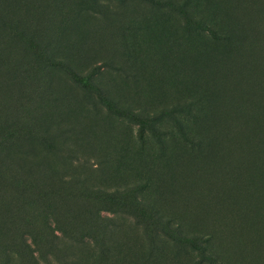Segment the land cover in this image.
<instances>
[{
	"label": "rangeland",
	"instance_id": "obj_1",
	"mask_svg": "<svg viewBox=\"0 0 264 264\" xmlns=\"http://www.w3.org/2000/svg\"><path fill=\"white\" fill-rule=\"evenodd\" d=\"M229 214L264 229V0H0V264L240 263Z\"/></svg>",
	"mask_w": 264,
	"mask_h": 264
},
{
	"label": "trees",
	"instance_id": "obj_2",
	"mask_svg": "<svg viewBox=\"0 0 264 264\" xmlns=\"http://www.w3.org/2000/svg\"><path fill=\"white\" fill-rule=\"evenodd\" d=\"M232 215L222 220L219 232L222 233L223 243L232 244V248L238 249L244 253L245 261L240 263H234L231 261V257L227 251H224L221 247H217V251L209 249L211 242L214 240V232L207 234H199L192 236H184L183 239L188 240L192 246L196 249L195 263L197 264H264V229L258 231V234L250 232L252 229L246 225L245 222L240 221V225L237 219H233ZM246 220V219H244ZM255 234V238L252 239V235ZM249 236V237H248ZM251 237V238H250ZM214 250V249H213Z\"/></svg>",
	"mask_w": 264,
	"mask_h": 264
}]
</instances>
